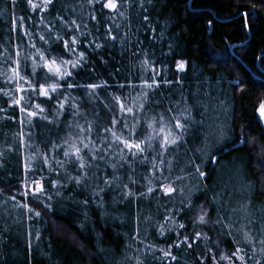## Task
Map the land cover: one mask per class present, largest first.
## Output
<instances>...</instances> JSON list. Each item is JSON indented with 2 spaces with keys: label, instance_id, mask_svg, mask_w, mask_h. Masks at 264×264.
I'll use <instances>...</instances> for the list:
<instances>
[{
  "label": "trees",
  "instance_id": "16d2710c",
  "mask_svg": "<svg viewBox=\"0 0 264 264\" xmlns=\"http://www.w3.org/2000/svg\"><path fill=\"white\" fill-rule=\"evenodd\" d=\"M107 2L0 0V264H264V0Z\"/></svg>",
  "mask_w": 264,
  "mask_h": 264
},
{
  "label": "snow or ice",
  "instance_id": "6c2138e0",
  "mask_svg": "<svg viewBox=\"0 0 264 264\" xmlns=\"http://www.w3.org/2000/svg\"><path fill=\"white\" fill-rule=\"evenodd\" d=\"M88 2L91 3L92 0H88ZM44 3H45V5L50 4V3H52V0H44ZM12 4H13V6H15V0H12ZM28 4L31 6V8H32L33 10H35V9L38 7V5H36V4L33 3V0H28ZM103 7H104V8H108V9H113V10H115V9L118 8V5H117V3L115 2V0H108V2H107L106 4L103 5ZM121 15H123V14L121 13ZM22 19H23V18H21V20H22ZM92 19H95V16H93ZM144 20L147 21V20H148V17L145 16V17H144ZM73 23H75V22H73ZM77 27H79V26L77 25ZM117 28H119V26H117ZM40 39L43 40L44 37L41 36ZM111 39H112V40H115L116 37H115V36H112ZM75 42H76L75 37H73L71 43L74 44ZM96 47L99 48L100 45H96ZM64 48H65L66 51H67V50H70V43H69V41H64ZM17 55H18V53H17ZM81 56H83V54H81ZM62 63H66V62L62 61ZM54 65H56V60H55V59H53V60L51 61L50 64H47V65H46V66L48 67L49 72L52 73L53 76H56V75H61V76H63V75H65L64 73H61V69H60V67H55V69H54V68H53ZM74 67H75V65H74ZM14 71H15V70H14ZM67 75H70V74H67ZM69 87H71V85H69ZM90 87H96V86H95V85H92V86H90ZM147 87H150V88H151V87H153V85H147ZM51 90H52V91H56V88H55V87H52ZM40 94H41V95H45V96L48 95V91L44 89L43 85H41V87H40ZM116 99L118 100L119 98H116ZM16 103H19V101H17ZM37 107H38V106H37ZM124 108H125V106H124L123 104H120V109H121L122 111L124 110ZM127 111H128V112H131L132 109H131V108H128ZM259 111H260V113H261V116H264V101L261 102ZM32 115H34V113H33ZM112 123H113L114 125L117 124V123H121V124L123 125L124 128H127V127H128V125H127L126 123H124L123 121H117V120L113 119V120H112ZM175 126H176L177 128L183 127V125L180 124L179 122H177V124H176ZM106 131H107V130H106ZM112 136L116 139L117 142H120V137L117 136L115 132H112ZM166 142H167V141H166ZM175 142H176L175 140L172 141V143H175ZM123 144H124V146H125L127 149H129V150H131V149H136L137 152H139V153H143V151H144V149L141 147V144H140V143H129L128 140H124V141H123ZM85 147L87 148V145H85ZM102 151H103V149L100 150V152H102ZM79 152H80V149H76V153H79ZM137 152H133V153H132L133 156H136V155H137ZM69 155H70L69 152H67V151L64 152V156L68 157ZM90 158H91L92 160H97V159H103V156L100 155L99 152H96V153H94V154H91V155H90ZM79 159H80V161H81L80 164H79V166H80L81 169H83L86 165L82 162V158H79ZM43 163H44V164H47V163H48L47 157L44 158ZM57 163H60V162L57 161ZM74 163H75V162H74ZM37 170H38V169H37ZM203 175H204V174L201 173V176H203ZM34 183H36V187H35V190L33 191V196H39V195L44 194L45 189L43 188V185L40 184L39 182H35V181H34ZM77 183H80V181L77 180ZM106 183H109V182H106ZM149 191H152V190L149 189ZM172 191H174V189H172V188H168V189L165 190V194H168V193H170V192H172ZM26 194H27V193H26ZM36 215H40V214H39V213H36ZM199 221H200V223H202V224H203V223H206V221H205V216H204V215H201V216L199 217ZM216 223H219V221H216ZM180 227L183 228L184 225H180ZM200 235H201L200 233H196V237H197V239L200 238ZM185 242H187V237H185ZM262 243H264V241H262ZM179 246H180L179 244L176 245V247H179ZM188 246L191 247V244H189ZM240 252H241V249H240V248H237V249H236V252H233V253L231 254V256L222 255V256L220 257V259H221V260H227V261L229 262V264H233V257H235V259H236V260H239V261L241 262V264H244L246 253H245L244 255H239ZM164 255H165V257H168V256H171V253H170V252H165ZM171 258H172L173 260L176 259V257H174V256L171 257ZM256 264H261V262H260V261H257Z\"/></svg>",
  "mask_w": 264,
  "mask_h": 264
},
{
  "label": "rangeland",
  "instance_id": "374dc122",
  "mask_svg": "<svg viewBox=\"0 0 264 264\" xmlns=\"http://www.w3.org/2000/svg\"><path fill=\"white\" fill-rule=\"evenodd\" d=\"M39 1H44V0H39ZM51 63V61H47V60H45V59H42L41 60V65L43 66V67H45L46 69H48V67L46 66L47 64H50ZM66 66H67V62L66 63H62V62H56V65H54L53 66V68L55 69V67H60V69H61V73H63L64 71H65V69H66ZM44 87V89L45 90H47L48 91V94L52 91L51 89H52V87H55L54 86V84H50V85H48V86H43ZM19 90H20V88H19ZM39 92H40V89H39ZM23 93H21L20 95H22ZM124 106H125V108H124V110L126 111V112H128L127 111V109L128 108H131L132 109V107H129L127 104H123ZM139 106H140V108H141V105L139 104ZM139 107L137 106V109H138ZM123 110V111H124ZM29 113H31L32 114V111L31 110H29ZM259 114H260V116H261V113H260V111H259ZM261 119H263V121H264V116H261ZM136 122L135 123H133L132 124V126H133V128H135L138 124H139V121H140V117H137L136 118V120H135ZM153 122V124L154 123H156V119H154L153 117H147L146 118V120H145V123L147 124V125H149V123L150 122ZM151 124V123H150ZM152 124V126H153V129H151V131H149V133L151 132V134L149 135V139H151V138H153V139H159L160 141H161V145H165V144H167V143H170L171 141H172V139L174 138V133L171 135V133H170V131L168 130V129H166V126L165 125H163V123H159L158 125H156V126H154ZM150 129V128H149ZM173 136V137H172ZM147 138V135H143V137L141 138V140L142 141H145V139ZM167 141V142H166ZM79 144H81V145H83L84 144V142H82V143H79ZM78 144V145H79ZM78 145H77V143L75 142V141H73V140H69L68 141V143H67V152H69L70 153V155H72V156H76L78 153H76V149H79L78 148ZM79 147H80V145H79ZM78 156H79V154H78ZM32 187L34 188V183H33V185H32Z\"/></svg>",
  "mask_w": 264,
  "mask_h": 264
}]
</instances>
